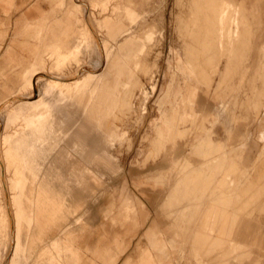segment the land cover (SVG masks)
Wrapping results in <instances>:
<instances>
[{
    "label": "crops",
    "instance_id": "1",
    "mask_svg": "<svg viewBox=\"0 0 264 264\" xmlns=\"http://www.w3.org/2000/svg\"><path fill=\"white\" fill-rule=\"evenodd\" d=\"M12 1L0 0V7ZM28 1L31 0H20L17 8ZM76 3L78 0H56L48 13L41 11L38 4H33L14 22V37L27 32L32 40L25 42L24 50L28 54L25 62L13 45H8L0 61L3 136L6 116L9 117V111L6 115L5 108L10 106L11 98H15L13 95L20 91L22 77L25 79L31 66L34 65L40 72H36L35 76L44 75L41 65L47 52L56 48L61 51L60 56H68L79 47L81 34L76 9L79 5ZM83 4L87 13L88 10L90 13L95 12L91 9V2ZM263 4L264 0H247L246 4L248 12L257 18V29L251 36L247 52L255 49L257 54L245 68L253 71L251 75L260 71L263 65L264 14L259 7ZM99 23L103 22L97 21ZM137 43L136 38L123 30L120 20H113L106 27L99 48L102 57L97 55L91 60L92 65L100 61L104 73L87 71L82 66L81 76L87 75L94 79L77 98L71 97L60 108L56 107L55 100L49 98L40 106L41 109L51 108L49 115L41 118L42 113L38 108L31 113L30 118L41 126L39 131L33 133V171L39 177L34 187L64 190L65 195L63 202L58 200L56 210L50 209L48 218L46 214L41 216L35 235L40 233L42 237L50 238L44 244L65 236L66 250L76 259L66 264H117L124 255L126 259L122 264H175L178 257L184 258L185 264H264L260 262V258L264 259V171L255 178L260 180L258 183H254L250 173L245 176L242 172L240 175L235 173L237 170L240 172L238 166L242 163L245 147L235 133L231 135V120L235 113L223 114L225 100L215 95V90L212 93V87L199 76L202 65L201 60L198 63L196 58L192 68L185 59L176 57L175 70L182 76L183 85L177 83L172 73L168 84L161 90L159 116L152 125L154 136L151 145L158 160L152 164L151 170L154 172L150 178L160 186L156 194L160 195L170 178L174 180L168 186L166 196L161 200L158 196L154 201L156 206L160 203L161 217L154 216L150 225L145 227L150 214L148 207L127 194H121L116 205L112 200L109 206L102 209L107 222L102 224L99 235L87 229L86 223L79 224L81 217H76V214L82 206L80 193L90 187L92 181L98 180L97 174L102 165H111L113 157L108 152L109 144L119 135L110 127L102 137L93 140L97 157H90L86 163L82 160H67L64 164H57L56 159L62 152L55 149L62 136L75 130L77 122L65 131L59 126H65L67 119L78 113L87 114L100 124L116 107H120L124 115H132V102L129 95L125 96L123 88L136 77L131 58L138 49ZM105 49L109 53L108 59ZM91 51L98 53L92 46L89 49ZM78 60L82 62V58ZM93 67L98 68L95 65ZM19 68L21 72L16 73L14 78L4 72ZM73 70L74 63H70L63 75L67 77ZM251 75L247 76L248 80ZM201 86H204L205 95L213 102L211 114L215 118L210 126L201 127L203 134L198 132ZM42 88L43 85L37 93H42ZM224 116L228 121L222 119ZM252 123L258 142L263 144L259 157L264 165L263 123L257 119H253ZM251 136L250 131L247 134L249 140ZM89 165H93L95 170ZM42 204L46 205V202ZM50 205H53L52 201ZM114 211L115 214L111 215ZM223 219L227 222H222ZM140 228H145L142 235L137 232ZM94 235L97 238L91 243ZM141 238L146 242L142 247ZM186 247H189V252Z\"/></svg>",
    "mask_w": 264,
    "mask_h": 264
},
{
    "label": "rangeland",
    "instance_id": "2",
    "mask_svg": "<svg viewBox=\"0 0 264 264\" xmlns=\"http://www.w3.org/2000/svg\"><path fill=\"white\" fill-rule=\"evenodd\" d=\"M55 1L31 0L21 8H17L20 0H13L11 4H2L0 7V61L8 45H13L18 49L19 57L23 62L26 61L28 54L24 50L25 42L32 39L27 35V32L14 37V22L33 4H38L41 11L48 13ZM202 1L78 0L77 5L84 6L83 3L87 4L88 2L93 5L91 9L95 12H89L90 15H88V21L91 18L90 24L92 22V32H89V29L84 25L87 20L86 9L77 7L78 26L81 34L79 47L68 56H60L61 51L52 48L44 55L41 66L43 76L46 78L57 76L65 79L64 71L68 64L74 63V70L66 79L75 75L76 78L83 79V82L76 83L72 87L54 90L55 92L37 103L21 119L13 120L10 117V109L12 110L14 104L12 99L14 98H11L10 106L5 108L6 115L9 111V117L6 116L8 122L5 128L3 154L7 178L11 192L14 194L13 207L17 211V220L15 219L13 224L15 227H12L9 218L7 219L0 193V264L5 260L4 258L7 259V264H66L67 261L72 263L76 260L72 253L66 250L65 236L57 237L52 243L44 244L50 238L42 237L40 233L35 235L40 226L41 216L46 214L48 218L50 209L56 210L58 200L63 202L65 195L64 190H41L34 187L35 181L39 177L33 171L35 168L33 133L35 130L39 131L41 126L37 121L31 119L30 115L37 108L42 113L41 118L49 115L51 108H40L49 98L56 101L57 108L63 106L67 100H71V97L77 98L83 88L92 81L89 80L90 76L78 75L82 66L87 71L103 72L101 67L94 68L91 60L97 55L102 57L99 48L106 27L113 20L122 22L123 30L129 33V36L136 38L137 47L142 45L145 47L141 53L135 57L133 55L131 58L136 77L131 84L123 88L125 96L129 95L130 102H132V115H124V111L120 107H116L110 115L104 117L100 124H97L91 116L78 113L67 119L65 126H59V129L62 128V131H65L67 127H71L73 123L77 122L75 130L65 137L62 136L59 146L55 149L57 152H62L56 159L57 164H64L67 160H82L86 163L90 157H97L95 154L97 149L92 144L93 140L102 137L110 127H113L119 135L109 144L108 152L113 157L111 165H102L97 174L98 180L92 181L90 187L80 193L82 206L76 214V217H81L79 224L86 223L87 229H91L95 233L98 232L99 235L102 232V224L107 222L102 209L109 206V202L112 200L116 205L121 194H127L130 198L138 200L148 207L150 214L145 227L150 225L154 216L161 217L158 206L160 203L158 202L156 206L157 203L154 204V201L159 197L161 200L166 196L168 186L172 185L174 180L170 178L164 190L159 193L160 195L156 194L160 190V186L150 178L154 172L151 170L152 164L158 160L155 157L156 151L151 145L154 136L152 125L159 116L161 90L168 84L172 73L175 74L177 83L183 85L182 76L175 70L177 56L185 59L192 68L195 58L198 63L201 60L202 72H199V76H202L212 87V93L215 90V95L224 98L223 114L235 113L234 119L231 120V135L233 136L235 133L237 139L245 144L242 163L238 166L240 172L238 170V173L235 170L233 172L237 175L242 172L244 176L250 173L254 178V183L260 182L255 178L264 171V165L260 162L261 158L259 157L263 144L258 142L252 120H261L263 123L261 128L264 131V54L260 71L251 75L252 70H245L257 54L255 49L247 53L250 49L251 36L257 29V18L253 13L248 12L247 0ZM259 7L264 14V4ZM5 10L7 11L5 12ZM222 10L225 15L220 21L217 15ZM97 21L103 23L97 24ZM146 37L149 40H146ZM13 40L16 42H12ZM95 40L98 41L99 46ZM91 46L95 50L96 47H99L98 53L89 52ZM105 52L108 59L107 49ZM79 58H82V62L78 60ZM72 60L74 61L71 62ZM4 72L8 77L14 78L16 73L21 72V68L10 71L7 69ZM36 72L39 71L32 65L25 79L22 77L20 91L13 96L34 97L30 85L33 79L38 76H35ZM76 72L77 74H75ZM249 75H251V80L247 79ZM42 85L43 82L37 85V92ZM204 90V86H201L198 108V132L200 134H203L201 129L203 125L208 127L215 121L211 114L213 102L208 99ZM57 92L61 93L58 95L61 98L54 96ZM1 93L0 86V95ZM222 119L227 120L225 116ZM250 131L252 136L249 140L247 134ZM89 166L94 169L93 165ZM233 172L230 173L233 175ZM147 176L148 178H146ZM245 184L248 182L245 181ZM43 201L46 202V205L42 204ZM51 201L53 202L52 206L50 205ZM164 222L169 224L167 221ZM222 222H227V220L223 219ZM108 230L112 231L110 228ZM144 231L145 228H140L137 232L142 235ZM13 234H15V247L11 245V235ZM96 238L97 235H94L91 243ZM145 245V239L141 238L140 247ZM186 248V251L189 252V247ZM35 250L37 251L35 252ZM125 259V255L121 256L117 264H122ZM260 262H264V259L260 258ZM175 264H185L184 258L178 257Z\"/></svg>",
    "mask_w": 264,
    "mask_h": 264
},
{
    "label": "bare ground",
    "instance_id": "3",
    "mask_svg": "<svg viewBox=\"0 0 264 264\" xmlns=\"http://www.w3.org/2000/svg\"><path fill=\"white\" fill-rule=\"evenodd\" d=\"M201 1V0H199ZM204 1V0H203ZM202 1V2H203ZM219 1V0H218ZM209 2V1H208ZM80 3V2H79ZM198 4V3H197ZM206 4V3H205ZM85 5V4H84ZM194 5V4H193ZM192 5V6H193ZM199 5V4H198ZM208 5V4H207ZM205 5V6H207ZM89 6V5H88ZM209 6V5H208ZM207 6V7H208ZM82 8L83 6H81L79 4V8ZM85 8V7H84ZM199 8V7H197ZM213 8V7H212ZM86 9V8H85ZM209 9V8H208ZM82 10V9H81ZM221 10V9H219ZM87 13V12H86ZM211 13V12H210ZM88 15L89 14V10H88ZM88 15L86 17H88ZM217 15V14H216ZM224 15H225V12L222 10L220 12V14L218 13V19L221 21L223 18H224ZM90 18V17H89ZM232 19V17H230ZM229 18V20H230ZM84 19V18H83ZM90 21H91V18H90ZM90 21H88V18L85 22V26L89 29L88 31L89 32H92V27H91V24H90ZM237 22V21H236ZM221 26V25H220ZM240 26V25H239ZM94 27V25H93ZM86 28V29H87ZM94 29V28H93ZM240 29V28H239ZM93 34V33H91ZM95 35V34H94ZM233 35V34H232ZM95 38V37H93ZM243 38V37H242ZM146 40H149L148 37H146ZM221 40V38H220ZM93 42V41H92ZM95 42H97L95 40ZM96 44V43H95ZM98 44V42H97ZM96 44V45H97ZM99 46V44H98ZM95 47V45H94ZM145 46H140L138 47L137 51L133 54L134 57L137 56V54L141 53V51L143 50ZM97 50L99 47H96ZM101 52V51H100ZM104 56V55H103ZM99 57V55H98ZM101 59V58H100ZM97 60V59H96ZM95 60V61H96ZM99 60V59H98ZM94 61V62H95ZM102 63V62H101ZM104 63V61H103ZM83 65V64H82ZM95 67H100V61H96L94 63ZM93 65V66H94ZM104 66V65H103ZM81 67V66H80ZM79 67V68H80ZM79 70V69H78ZM77 70V71H78ZM82 70V69H81ZM80 70V71H81ZM82 72L81 71L79 74L80 76L82 75ZM92 72V71H91ZM95 72V71H94ZM40 73V72H39ZM85 73V72H84ZM77 74V72L75 73ZM51 76V75H50ZM56 77V76H55ZM62 78V77H61ZM61 78H54V77H48L46 78L45 76L43 75H38L37 77H35V79H33V81L31 82V85H30V88H31V91L33 92L32 94L34 95L33 98L30 97H15L13 100L14 104H13V107H12V110L10 109V117L13 118V120H17V119H21L28 111H30L32 108H34L37 103H39L41 100L45 99L46 97H48L50 94H52L53 92H55L54 90L58 89V88H62L64 89V87H72L74 86V84L76 83H81L83 82V79L81 78H76L75 75H73L72 77L70 76L69 79H61ZM94 78L93 77H89V80H93ZM40 82H43V88H42V93H36V89H37V85L40 83ZM41 88V87H40ZM41 92V91H40ZM39 94V95H37ZM58 95H61L57 93H55L54 96H57L58 98L60 96ZM29 96V95H28ZM38 96V97H36ZM56 98V97H55ZM61 98V97H60ZM11 100V101H12ZM41 104V103H40ZM39 107V106H38ZM1 108L2 106L0 107V115H1ZM4 119V118H3ZM8 122V119H6V123ZM4 122H2L3 124ZM2 125L0 126V193H1V198L3 200V203H4V206H5V210H6V214H7V219L9 218V222H11V226L12 227H15V225L13 226L14 222H15V219L17 220V211L14 209L13 207V198H14V194L11 192V187L9 185V181H8V178H7V168L5 166V158H4V154H3V144H4V136L2 135ZM10 164V163H9ZM10 225V223H9ZM11 229V227H10ZM9 229V230H10ZM15 229V228H14ZM14 232V231H13ZM12 237V241H11V245L13 247V239L15 237V234L11 235ZM10 237V238H11ZM11 247V246H10ZM9 247V248H10ZM8 254V252H7ZM6 256V255H5ZM11 257V256H10ZM5 260H3L2 264H5L6 263V258H4ZM9 259V258H8ZM11 259V258H10ZM7 264V263H6Z\"/></svg>",
    "mask_w": 264,
    "mask_h": 264
}]
</instances>
